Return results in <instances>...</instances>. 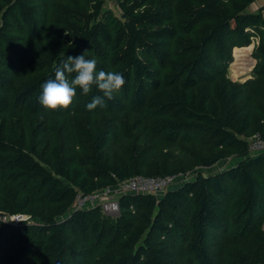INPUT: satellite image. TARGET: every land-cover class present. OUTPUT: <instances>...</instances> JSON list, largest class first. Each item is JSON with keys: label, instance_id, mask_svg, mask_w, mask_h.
Listing matches in <instances>:
<instances>
[{"label": "trees", "instance_id": "trees-1", "mask_svg": "<svg viewBox=\"0 0 264 264\" xmlns=\"http://www.w3.org/2000/svg\"><path fill=\"white\" fill-rule=\"evenodd\" d=\"M115 1L119 14L106 0H0V264H264V151L249 149L264 139V15L246 11L255 0ZM257 30L255 77L234 81L232 50ZM84 52L122 90L90 112L102 93L77 88L46 111L41 85ZM233 154L164 193H119L115 216L73 206Z\"/></svg>", "mask_w": 264, "mask_h": 264}, {"label": "clouds", "instance_id": "clouds-1", "mask_svg": "<svg viewBox=\"0 0 264 264\" xmlns=\"http://www.w3.org/2000/svg\"><path fill=\"white\" fill-rule=\"evenodd\" d=\"M85 52L77 56H67V59L55 68L54 78L47 79L41 85L42 91L38 100L46 111L55 112L69 108L76 97L77 88L84 95L89 94L93 87L102 93L94 96L86 105L90 112L98 106L103 107L105 98L111 101L122 90L126 83L123 74L103 70L97 72L96 59H87ZM72 74L73 78L69 79Z\"/></svg>", "mask_w": 264, "mask_h": 264}, {"label": "rangeland", "instance_id": "rangeland-1", "mask_svg": "<svg viewBox=\"0 0 264 264\" xmlns=\"http://www.w3.org/2000/svg\"><path fill=\"white\" fill-rule=\"evenodd\" d=\"M105 6H107L108 8H111L114 12H116L117 14L120 13V9L119 6L117 5L115 0H106V4ZM246 11L248 12H262V14L264 15V0H255L253 1L251 4H249V6L247 7ZM259 30L255 31V35H253L251 37V43L245 47H234L232 50V55H233V59L232 61L235 60V54H234V49L238 48V49H242V48H247L248 49V55L243 56L242 59L239 61V63L233 68L231 67V63L228 66V75L230 76V78L234 81H245L247 79L253 78L255 77L254 75V68L256 66L257 60L256 58L253 56V49L255 47L256 44L259 43L260 40V36L258 35ZM242 61L246 62L244 64H242ZM247 65V66H246ZM240 68V69H239ZM243 69V70H242ZM235 72V73H234ZM238 158L237 156H235V154L224 158L220 161H218L217 163L211 165V166H202V165H196L193 166L189 169H187V171L185 172H179L174 174V183L169 186L167 189H165L163 191V193L165 191H167L170 188H177L178 186L182 185L183 183H185L188 180L194 179L196 177V175L199 172H205V173H215L221 170H224L232 165H234L237 162ZM147 176V175H144ZM152 178H159L161 177L159 176H150ZM122 192L121 189L119 188V184H117L116 186H114V188H112V191L109 193L110 196L115 197V193L116 196H118V194ZM93 206L92 204H88ZM89 206V207H91ZM97 206H101V204H98ZM106 214L108 215H117V212H106ZM21 215V214H19ZM16 216H18L17 214L14 216H11L12 220H16ZM24 216V215H23ZM22 216V218H28L30 220V222H40L39 218H33L30 216L25 215L24 217ZM67 214L63 215V216H59L58 219L63 220L64 217H66ZM18 219V221L20 220ZM213 237H214V241H213V248L216 249L217 251L220 252L221 256L222 253L225 249V231L224 230H218L216 233H213ZM221 256L217 258V262L219 263L221 260ZM222 264H225V262H223Z\"/></svg>", "mask_w": 264, "mask_h": 264}, {"label": "built area", "instance_id": "built-area-1", "mask_svg": "<svg viewBox=\"0 0 264 264\" xmlns=\"http://www.w3.org/2000/svg\"><path fill=\"white\" fill-rule=\"evenodd\" d=\"M249 149L250 151L256 153L264 151V139L258 137V135L252 136V138L250 139ZM173 179H174L173 175H165L159 178H152L150 176H144V175H136L126 180L120 181L117 184H119V188L121 189L122 192L160 194L163 193L165 189H167L169 186H171L174 183L175 180ZM112 188L114 187L108 186L96 190L89 194L80 193L79 195H77V198L73 203V206L76 208H86L91 206L88 204H92L93 206H97L98 204H101V208L104 212L105 211L110 213L117 212L119 211V204L116 193H115V197L109 195V193L112 191ZM17 215L18 216H16L15 218L16 220L22 218V215L19 214Z\"/></svg>", "mask_w": 264, "mask_h": 264}, {"label": "bare ground", "instance_id": "bare-ground-1", "mask_svg": "<svg viewBox=\"0 0 264 264\" xmlns=\"http://www.w3.org/2000/svg\"><path fill=\"white\" fill-rule=\"evenodd\" d=\"M234 54H235V60L232 61V63H231V67H233V68L239 63V61L242 59L243 56L248 55V49L247 48L237 49L234 51ZM244 63H246V62L242 61V64H244Z\"/></svg>", "mask_w": 264, "mask_h": 264}, {"label": "crops", "instance_id": "crops-1", "mask_svg": "<svg viewBox=\"0 0 264 264\" xmlns=\"http://www.w3.org/2000/svg\"><path fill=\"white\" fill-rule=\"evenodd\" d=\"M238 48H236V50H237ZM243 49V48H242ZM235 50V49H234Z\"/></svg>", "mask_w": 264, "mask_h": 264}]
</instances>
